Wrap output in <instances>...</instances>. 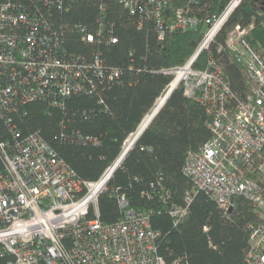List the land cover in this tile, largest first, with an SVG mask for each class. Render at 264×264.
<instances>
[{
    "label": "trees",
    "instance_id": "1",
    "mask_svg": "<svg viewBox=\"0 0 264 264\" xmlns=\"http://www.w3.org/2000/svg\"><path fill=\"white\" fill-rule=\"evenodd\" d=\"M133 1L139 3L132 11L123 0H14L40 11L68 59L88 65L101 62L105 78L87 73L93 81L86 91L66 97L60 105L41 100L21 104L11 116L20 138L39 135L82 181L99 180L118 160L125 142L172 83L174 77L164 71L184 66L195 55L209 27L206 21H216L232 0H164L167 25L181 16L197 24L188 30L169 29L163 38L156 21L140 9L144 0ZM237 26L250 29L247 42L264 58V0H241L194 65L204 69L210 53L214 56L232 91V111L254 87L248 70L227 45ZM84 33L93 34L94 42L84 40ZM210 121L204 106L179 85L98 199L100 219L106 224L122 220L121 195L137 213L148 216L159 233L158 253L167 263L183 258L189 264H247L251 227L262 221L247 197H235L232 211L225 212L184 173L188 153L210 140ZM9 130L0 122L2 140L11 138ZM258 158L264 163V149ZM184 209L186 214L174 216ZM10 259L0 256V264Z\"/></svg>",
    "mask_w": 264,
    "mask_h": 264
},
{
    "label": "built area",
    "instance_id": "2",
    "mask_svg": "<svg viewBox=\"0 0 264 264\" xmlns=\"http://www.w3.org/2000/svg\"><path fill=\"white\" fill-rule=\"evenodd\" d=\"M123 2L132 11L139 3ZM240 2L232 0L216 21H206L205 37L184 66L164 71L174 79L143 123L181 84L188 97H196L204 106L211 120V138L201 150L188 153L183 171L197 190L210 194L225 212L237 196L257 206L262 221L251 227L247 264H264V163L258 158L264 149V58L248 44L249 28L237 26L228 35V48L254 82L251 95L233 111L232 91L214 56L210 53L204 69L194 67ZM163 5L164 0H144L140 6L156 21L161 38L169 29L196 26L194 19L185 16L167 25ZM94 39L84 33V40ZM90 71L105 78L99 60L88 65L66 57L61 40L39 10L0 0V122L12 134L7 140L0 138V256L11 257L7 264H189L183 258L167 263L159 255V233L126 196L118 198L121 221L106 224L100 219L99 196L138 142L143 123L125 142L118 160L92 182L80 180L39 135L20 138L14 132L11 116L21 104L41 100L60 105L66 97L88 89L93 81L86 77ZM186 212L177 210L174 216Z\"/></svg>",
    "mask_w": 264,
    "mask_h": 264
},
{
    "label": "water",
    "instance_id": "3",
    "mask_svg": "<svg viewBox=\"0 0 264 264\" xmlns=\"http://www.w3.org/2000/svg\"><path fill=\"white\" fill-rule=\"evenodd\" d=\"M174 91V90H173ZM166 102V101H165ZM165 102L164 103H161V105H159V107L157 108V110L154 112V114H153V116H152V118H151V120L146 124V126L143 128V130H142V132L140 133V135H142V133L148 128V126L151 124V122L153 121V119L155 118V116L158 114V112L160 111V109L163 107V105L165 104ZM140 135H139V137H140ZM139 137L137 138V140L139 139ZM136 140V141H137ZM135 141V142H136ZM129 152H127L126 153V155H125V157L124 158H126V156H127V154H128ZM115 171H116V169H115ZM114 171V172H115ZM232 211V208L230 209V211L229 212H231Z\"/></svg>",
    "mask_w": 264,
    "mask_h": 264
},
{
    "label": "rangeland",
    "instance_id": "4",
    "mask_svg": "<svg viewBox=\"0 0 264 264\" xmlns=\"http://www.w3.org/2000/svg\"><path fill=\"white\" fill-rule=\"evenodd\" d=\"M159 103V101L157 102V104Z\"/></svg>",
    "mask_w": 264,
    "mask_h": 264
},
{
    "label": "snow or ice",
    "instance_id": "5",
    "mask_svg": "<svg viewBox=\"0 0 264 264\" xmlns=\"http://www.w3.org/2000/svg\"><path fill=\"white\" fill-rule=\"evenodd\" d=\"M91 39V38H90Z\"/></svg>",
    "mask_w": 264,
    "mask_h": 264
}]
</instances>
